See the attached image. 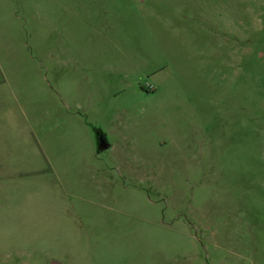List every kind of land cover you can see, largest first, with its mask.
Returning <instances> with one entry per match:
<instances>
[{
  "label": "rangeland",
  "instance_id": "1",
  "mask_svg": "<svg viewBox=\"0 0 264 264\" xmlns=\"http://www.w3.org/2000/svg\"><path fill=\"white\" fill-rule=\"evenodd\" d=\"M0 264H264V0H0Z\"/></svg>",
  "mask_w": 264,
  "mask_h": 264
},
{
  "label": "water",
  "instance_id": "2",
  "mask_svg": "<svg viewBox=\"0 0 264 264\" xmlns=\"http://www.w3.org/2000/svg\"><path fill=\"white\" fill-rule=\"evenodd\" d=\"M109 148V143L106 139V137L101 134L98 138V149L99 151H104Z\"/></svg>",
  "mask_w": 264,
  "mask_h": 264
}]
</instances>
